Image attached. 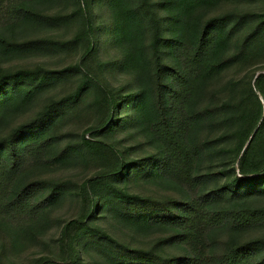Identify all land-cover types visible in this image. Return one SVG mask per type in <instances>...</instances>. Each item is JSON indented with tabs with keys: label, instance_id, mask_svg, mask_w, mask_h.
Masks as SVG:
<instances>
[{
	"label": "trees",
	"instance_id": "obj_1",
	"mask_svg": "<svg viewBox=\"0 0 264 264\" xmlns=\"http://www.w3.org/2000/svg\"><path fill=\"white\" fill-rule=\"evenodd\" d=\"M41 243L264 264V0H0V264Z\"/></svg>",
	"mask_w": 264,
	"mask_h": 264
},
{
	"label": "rangeland",
	"instance_id": "obj_2",
	"mask_svg": "<svg viewBox=\"0 0 264 264\" xmlns=\"http://www.w3.org/2000/svg\"><path fill=\"white\" fill-rule=\"evenodd\" d=\"M255 4L259 5L258 2H256ZM255 4H254V6H256ZM63 31L64 30H61V32H63ZM115 53H116V51H114L113 49H110L107 52V55L105 57L111 58L112 56H115ZM59 57H62V56H55L54 57L55 59H52L53 62L60 63L62 61V59H60ZM45 60H47V58ZM260 72L261 71L257 70L256 75H258ZM241 74H238V72H235V71L227 73L226 75L223 76V78L221 80L222 84L224 83L225 80H227V79H229L231 77H235L236 79L239 78V76ZM116 77H117L116 78V82L118 81V83H119V82L122 81V77L121 76H116ZM113 80H114V77H113ZM115 84H117V83H115ZM237 174H240V173L237 172ZM61 211H64V210H61ZM254 233L256 234L257 232L255 231ZM52 235H53L52 233L49 234L48 236H46V239L49 241L51 239ZM47 247L48 246L43 245L41 243L38 247L31 248V249H29V251H27V252L25 251V252L19 254L17 256V259L15 260L16 264H30L31 261L34 260L36 257H39L41 255L46 254L48 252V250H49Z\"/></svg>",
	"mask_w": 264,
	"mask_h": 264
}]
</instances>
